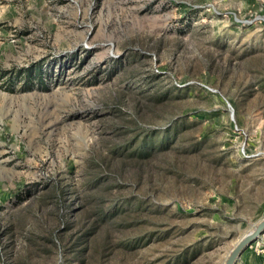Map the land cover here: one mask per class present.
<instances>
[{"label": "rangeland", "instance_id": "rangeland-1", "mask_svg": "<svg viewBox=\"0 0 264 264\" xmlns=\"http://www.w3.org/2000/svg\"><path fill=\"white\" fill-rule=\"evenodd\" d=\"M263 219L264 0H0V264H225Z\"/></svg>", "mask_w": 264, "mask_h": 264}, {"label": "water", "instance_id": "water-1", "mask_svg": "<svg viewBox=\"0 0 264 264\" xmlns=\"http://www.w3.org/2000/svg\"><path fill=\"white\" fill-rule=\"evenodd\" d=\"M262 235H264V219L257 225V227L253 231L243 237V239L231 251L225 264H237L244 251L253 243L258 241Z\"/></svg>", "mask_w": 264, "mask_h": 264}]
</instances>
